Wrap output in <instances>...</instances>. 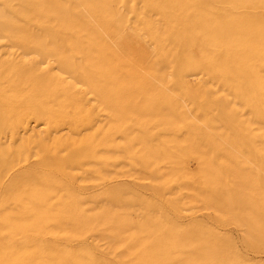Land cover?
Returning <instances> with one entry per match:
<instances>
[{
	"label": "rangeland",
	"instance_id": "374dc122",
	"mask_svg": "<svg viewBox=\"0 0 264 264\" xmlns=\"http://www.w3.org/2000/svg\"><path fill=\"white\" fill-rule=\"evenodd\" d=\"M58 1L47 7L56 21L76 8L91 34L126 57L154 92L180 108L191 124L176 135L185 157L150 165L151 159L137 152L141 147L129 141L141 135L132 125L136 117L125 115V131L111 132L112 118L97 93L64 73L67 80L82 84H76L82 91L79 121L72 119L69 106L57 105L59 97L35 113L25 112L14 124L1 110L0 264L50 263L40 255L35 258L41 252L37 246H55L66 258L61 264H264V204L250 199L249 187L227 181L224 171L243 162L264 190V52L236 41L232 50L237 55L228 60L225 46L209 45L191 28L212 14L218 19L228 15L252 32L244 40L263 49L264 0H102L109 7V28L80 0ZM0 8V20L18 19L23 12L15 1L0 0ZM38 19L28 21L33 33L40 32L43 21ZM182 26L185 32L175 36L174 29ZM41 38L43 48L34 53L0 25V55L23 59L30 73L55 66L43 53L64 38L56 28ZM137 39L151 54L150 67L128 56L121 44L135 47ZM208 47L219 61L217 67L203 59L202 50ZM186 55L193 64L185 62ZM253 74L263 82L253 81ZM87 135L92 138L88 144ZM207 151L216 166L210 178L196 171L193 156ZM36 182L49 191L46 201L29 195ZM65 187L75 199L63 204L56 193ZM21 249L31 262L19 259Z\"/></svg>",
	"mask_w": 264,
	"mask_h": 264
},
{
	"label": "bare ground",
	"instance_id": "6f19581e",
	"mask_svg": "<svg viewBox=\"0 0 264 264\" xmlns=\"http://www.w3.org/2000/svg\"><path fill=\"white\" fill-rule=\"evenodd\" d=\"M13 1L17 2L18 5L20 4L23 12H20L21 15L18 16V19H1L0 25L4 29H8L12 34V38H15L22 44V47L34 49V53L36 48H43L44 40L41 36L48 33L49 28L58 29L59 38H64V41L61 39L54 48L45 50L43 53L46 58L53 59L55 62V66L53 65L54 67L49 64L50 66H46L38 71L35 70V72L31 73L30 71L28 72V64L23 59L18 58L16 55H0V114L1 110L6 111L11 116V121H13L14 124L21 120L25 112L35 113L39 111V107L42 104L53 101L55 98L59 97V100L56 102L57 105L69 106L72 119L76 122L79 121L82 91L76 87V84H82L79 82L75 84L67 80L64 76L65 73L74 79L83 80L88 83L89 87L97 93L102 107L109 112L112 118L113 125L111 126V132H114L116 129L125 131V115L133 114V118L136 117L132 119V125L139 129L141 135L132 136L129 141L134 147L136 145L141 147V151L137 150V152L140 153L143 159L150 158V165L153 164L158 166L163 164V162H171V160L185 157V153L180 151V143L176 135L177 131L191 124L190 122H186L187 120L180 108L176 106L175 103L171 102L165 94L154 92L152 85L143 78V76L136 73L133 66L127 63L126 57H122L112 50L108 44L98 38V36L91 34L90 26L83 17L76 12V8L74 9L72 7L71 12L61 17L60 21H56L53 17L55 14H51L52 12L50 13L47 7L52 6V2L56 4L58 0H9V2ZM80 1L88 7L89 11L96 16L103 26L109 28L107 17L109 7L105 2L102 0ZM57 3H59V1ZM17 8L19 9V7ZM7 15L9 16V14ZM40 17H42V19ZM15 18H17V16ZM36 18L41 19L44 23L42 22L40 24V32L36 31L37 33H33L29 28L30 24L28 25V21L30 20L31 22V19L35 20ZM46 23L49 28L45 27ZM240 27L241 26L228 15L223 19H218L212 14V18L208 21L193 22L191 28L198 29L201 37H204L209 45L215 46L216 44H220L225 46L229 54L228 60L237 55L236 53L234 54V49L232 50V45H234L236 41L245 44L247 47L249 46V48L263 50L264 52V48L259 49L258 45H251L248 40L243 39L252 38V32L250 30L245 31ZM184 32L185 30L182 26L181 29H174L173 34L178 37ZM236 34H242V37H236ZM2 38L5 39L4 36ZM48 39L47 37L45 41ZM160 39L161 36L155 38L157 44L161 43ZM141 42L137 39L135 47H131L129 42L126 41H122L121 44L124 46L128 56L139 64L150 67L151 54L147 51V47L145 48ZM158 48L162 50L160 47ZM19 49L20 48H18V50ZM25 52L29 53L31 51L27 50ZM22 53L20 54L24 56L25 54L23 55ZM168 53V59L170 60L173 58V52ZM183 53H186V51ZM202 53L205 62L211 63L216 67L219 65V61L214 56L215 53L209 47L203 49ZM262 59L264 61V54ZM185 62L190 65L194 63L188 55L185 56ZM39 63H37V66ZM43 65L45 64L43 63ZM252 79L253 81H257L258 84L263 82V78L257 74H253ZM40 97H43V102L39 100ZM174 106L177 112H174ZM56 112L58 111L54 113ZM177 113L178 117L176 115ZM23 121L24 120H22V122ZM92 122H94L93 118ZM114 133H111V135H114ZM87 136L88 137H85L87 141L86 144L92 139L90 135ZM33 137H35V135H33ZM190 153L193 154L192 152ZM193 156L196 160V171L201 172L206 178L212 177L215 173L216 166L212 165L209 158L213 157V154L207 151L206 155L202 154V156H200L193 154ZM234 165L236 167L233 169L224 168V171L229 175L227 181L234 186L249 187L252 192L250 199L254 200L259 205H263L264 190L257 187L259 182L256 175L251 172L243 162L237 161ZM218 178L219 176H214L213 179L216 180ZM45 188L46 187L43 186L41 182H36L28 188V193L29 195L33 194V196L40 201H46L50 197V193ZM56 195L63 204L75 199L72 197L68 187L65 192H58ZM106 214L107 212L103 213L105 217L108 216ZM36 228L39 229V227ZM37 247L41 249V252L36 251L34 253L35 258L38 255L45 257L47 261L50 262L47 264H61L66 260L62 254L58 253L55 246H50L47 249H43L39 246ZM21 251L19 259L25 261V263L31 262L26 252L22 249ZM42 252L45 254L41 255ZM5 253H2V255ZM138 255L140 257L144 255L145 257L146 254L145 252L144 254L138 252ZM9 260L11 259H4V261ZM71 264L77 263L71 262Z\"/></svg>",
	"mask_w": 264,
	"mask_h": 264
}]
</instances>
